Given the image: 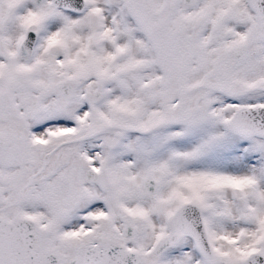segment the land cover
Segmentation results:
<instances>
[{"label":"snow or ice","instance_id":"6c2138e0","mask_svg":"<svg viewBox=\"0 0 264 264\" xmlns=\"http://www.w3.org/2000/svg\"><path fill=\"white\" fill-rule=\"evenodd\" d=\"M0 264H264V0H0Z\"/></svg>","mask_w":264,"mask_h":264}]
</instances>
